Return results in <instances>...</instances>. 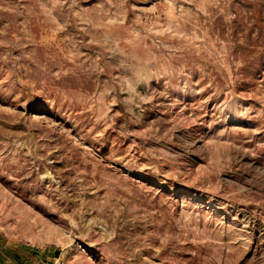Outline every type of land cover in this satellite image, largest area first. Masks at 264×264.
<instances>
[{"label": "rangeland", "instance_id": "rangeland-1", "mask_svg": "<svg viewBox=\"0 0 264 264\" xmlns=\"http://www.w3.org/2000/svg\"><path fill=\"white\" fill-rule=\"evenodd\" d=\"M6 249L264 264V0H0Z\"/></svg>", "mask_w": 264, "mask_h": 264}, {"label": "crops", "instance_id": "crops-1", "mask_svg": "<svg viewBox=\"0 0 264 264\" xmlns=\"http://www.w3.org/2000/svg\"><path fill=\"white\" fill-rule=\"evenodd\" d=\"M17 257L11 250L0 251V264H13Z\"/></svg>", "mask_w": 264, "mask_h": 264}, {"label": "built area", "instance_id": "built-area-1", "mask_svg": "<svg viewBox=\"0 0 264 264\" xmlns=\"http://www.w3.org/2000/svg\"><path fill=\"white\" fill-rule=\"evenodd\" d=\"M15 264H18V263H15ZM20 264H29V263H27V262H23V263H20Z\"/></svg>", "mask_w": 264, "mask_h": 264}]
</instances>
